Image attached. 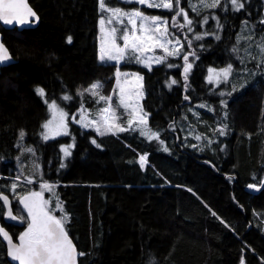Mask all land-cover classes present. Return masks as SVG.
Masks as SVG:
<instances>
[{
	"label": "trees",
	"instance_id": "obj_1",
	"mask_svg": "<svg viewBox=\"0 0 264 264\" xmlns=\"http://www.w3.org/2000/svg\"><path fill=\"white\" fill-rule=\"evenodd\" d=\"M111 1L112 7L119 5ZM187 1L180 0V7L187 8ZM242 2L245 6L238 12L230 3L215 8L218 20L209 17L214 37L198 33L194 22L192 31L173 26L170 18V32L183 52L151 70L130 67L143 77L142 109L149 128L159 132V139L151 140L136 130L98 135L76 124L70 125L68 135L48 141L41 136L48 119L45 99L58 101L70 117L82 103L83 89L92 83H101L99 95L104 97L114 91L116 65L101 64L97 57L99 0H28L39 17L36 27H0L2 43L13 59L0 70V175L55 186L53 191L40 189L41 196L51 203L48 209L57 211L52 212L55 216H66L67 234L78 252L86 254L79 256L78 264H241L242 259L244 264H264V235L258 229L264 188L255 195L244 190L264 178V79L225 96L224 127L218 120L221 98L204 78L208 67L229 62L257 74L255 66H247L252 61L243 50L234 53L232 48L238 46L236 35L244 21L260 31L264 0ZM175 12L174 7L169 16ZM185 54L192 64L187 81ZM37 87L45 90V99L36 93ZM64 95L72 97L70 104L63 105ZM196 105L211 112L203 107L192 112ZM215 119L210 136V121ZM218 124L225 138L218 135ZM21 129L26 133L22 142ZM178 131L187 132L186 143L175 139L168 145L166 136L171 132L178 138ZM69 144L71 155L65 157L61 146ZM26 148L33 149L39 175H27V167L18 165ZM9 183L0 178V192L10 191ZM58 201L63 212L56 207ZM0 250V264H9L1 242Z\"/></svg>",
	"mask_w": 264,
	"mask_h": 264
},
{
	"label": "snow or ice",
	"instance_id": "obj_2",
	"mask_svg": "<svg viewBox=\"0 0 264 264\" xmlns=\"http://www.w3.org/2000/svg\"><path fill=\"white\" fill-rule=\"evenodd\" d=\"M128 3H138L140 5H147L149 8H163L166 10H173L176 8L175 15L171 17L173 26H176L177 16H183V23L179 25L181 28L187 27L189 31H192L191 25L193 20L189 17L188 13L180 7V0H127ZM230 3L233 11H240L244 8V3L242 0H198V7L196 5H190L196 9V14L200 15L202 9H215L221 4ZM99 8L101 11V17L99 23L101 25V31L105 32V28L108 27L107 32L105 33V39L102 43L100 49L99 59L101 62L104 61H115L116 64H120L122 60L128 58L129 60H134L137 63L145 64L151 70V63H146L148 61L154 63H162L168 56H179L183 52V46L180 44L179 39H170V32L168 28V19L162 18L161 16L148 15L141 11L139 8H135L131 11H126L121 7H111L108 4V0H99ZM104 13H109L108 16H105ZM30 18H36V13L28 6L26 0H0V22L5 25H10L13 27L19 26L21 28L31 27L33 20ZM209 17L204 16L201 21V26L208 22ZM212 19L218 20V17L213 16ZM126 20V23H125ZM260 23L264 24V20ZM119 24V27L116 26ZM217 27H220L217 23ZM246 30V23H245ZM203 35H214V33H204ZM219 35H216V39H219ZM123 41V46L117 43V40ZM195 39H202L201 35H196ZM242 39H247L251 41L253 37L251 35L247 37L238 36L236 44L239 45ZM71 36L68 37V42L71 43ZM189 43H191L189 41ZM171 45V48L169 47ZM160 48L164 51L165 55L161 57H143L142 55H136V53H141L145 49L147 51H152L153 48ZM261 54L260 63L264 64V38H261V42L256 45ZM232 51L238 53L240 48L236 45L233 46ZM245 52L248 49H244ZM190 54H185L183 59L185 64L183 66V75L184 80H188V73L192 69V64L188 62ZM11 60L8 50L5 46L0 43V64L8 62ZM241 63L243 64V58H240ZM172 67V65H169ZM243 71L247 72L245 67ZM209 75L207 76V82L213 87H216L220 84H230L231 77L234 75V65L232 63L227 64L225 67L220 69L209 68ZM121 75L119 69L117 70V77ZM128 75V74H124ZM137 76V79H142L138 74H133ZM171 84H176V80H172ZM102 87L100 82H95L89 85L87 88L83 89L84 93H90L92 96H99V99L96 101H106V106L99 109V114L101 115V120H89L86 116L81 115L80 120H87L86 123L82 124V127H89L91 125H96V131L99 135L104 133L100 131L99 124L103 123L105 126L111 130L115 125L111 122V117H116L118 120L119 117L116 115V108L113 107L112 98L104 97L99 95V89ZM235 90V86H233ZM36 93L45 98V90L41 87L35 89ZM121 100L120 107L125 108L126 110L130 106L129 103H125L123 97V89L121 90ZM79 94V93H78ZM224 92H221L220 95H224ZM72 97L70 95H64L62 100L70 101ZM185 99H189L188 96H185ZM45 103L48 109L53 113V118L56 121L55 133L56 135H68L66 131L67 120L69 113L66 112L60 105L52 100L48 102L45 99ZM222 103H224L222 101ZM204 107V105H201ZM87 111V110H85ZM135 116V112L131 113ZM79 122V121H77ZM129 128H133L134 125L140 128V135L147 136L149 140L156 138L159 139V132L152 131L147 124V114L142 113L135 121L129 120ZM53 124V120L46 121L42 128L44 131L41 133L42 138L47 141L51 137L49 136L50 125ZM119 131H125L123 127L119 128ZM223 130L220 131V135H224ZM26 133L24 130H20L19 138L20 141H23ZM196 139H200V136H196ZM92 143H96L95 140ZM163 143V141H161ZM20 146V145H18ZM73 145L69 144L66 146H61V152L64 156L67 157L71 155L70 149ZM99 147V145H97ZM167 151V149H164ZM25 151L32 152L33 149L26 148ZM141 167L144 166L145 157H140ZM65 165L61 163L60 167L63 168ZM29 183L31 181L29 180ZM261 183H264L262 181ZM17 185L13 183L11 188L15 190ZM42 188L49 191H53L55 186L44 183L41 185ZM250 189L257 187L256 184H249ZM0 200H3L4 205H8L9 201L6 196L0 195ZM20 203L23 204L24 209L28 213V224L24 232L19 236V244H13L8 233L0 227V234H2L3 239L8 241V257L11 258V261L18 262V264H77V258L79 256L86 255L82 252H77V249L70 240L67 231L65 229V220L66 216L57 217L52 214L51 209L46 207L48 201L43 200L41 193L31 192L27 196L22 197ZM56 207L63 212V208L60 205L59 201L57 202ZM2 208H0V215H2ZM8 217L12 220L19 219L21 222H24L25 218L23 216L17 217L12 214L9 210ZM241 264H244L243 259Z\"/></svg>",
	"mask_w": 264,
	"mask_h": 264
},
{
	"label": "rangeland",
	"instance_id": "obj_3",
	"mask_svg": "<svg viewBox=\"0 0 264 264\" xmlns=\"http://www.w3.org/2000/svg\"><path fill=\"white\" fill-rule=\"evenodd\" d=\"M118 1H119V5L117 7H121L122 9H124L126 11H131V10H133L135 8H139L141 11H143L144 13H146L148 15H155V16H161L162 18H167L168 19V28H169V22H170V18H171L169 16V14H170L171 11L174 10V8H173V10L169 11V10H166V9H163V8H149V7H147V5H140L138 3H135V4L128 3L127 0H118ZM111 2L112 1L110 0L109 6L112 7V3ZM190 5H196L198 7V0H188L187 4H186L187 8L185 6L182 7L184 9V11L188 13L189 17L195 23V26H196V29H197L198 33H201V32H204V31L206 33L207 30H210V33H212L213 32L212 28L214 26L213 25L214 23H210V21L208 19V22L206 24H203V26H201V21L203 20L204 16H208V17H211V18L213 16H216V13L214 12L215 9H202L200 11V15H197L196 14V9L191 7ZM147 10H149V11L158 10V11H156L154 13H148ZM99 11H100V8H99ZM209 11H211V12H209ZM205 12H208V13L206 14ZM260 14L261 15L258 17V19L260 21H262V20H264V8H263V10L261 11ZM104 15L108 16L109 13H104ZM100 17H101V11H100ZM178 17L179 16H177V18ZM177 18H176V22L175 23H176V26L179 28V25H177ZM180 18H181V23H183L184 22L183 21V16H180ZM125 23H126V20H125ZM245 23H246V30H245ZM116 26L119 27V24H116ZM108 27H111V26H107L105 28V32H102L101 31V25L99 23V33H98V36H97V47H98L97 57H98V62L101 63V64H108V63L115 64L118 69H119V66L122 65V66H124V69H121V70L119 69L121 75L119 77H117V75H116V82H115L114 91L112 93H110V95L108 96V97L112 98V104H113V107L116 108V115L119 117V119L117 120L116 117H111V122L115 125L114 127L111 128V130H109V128L107 126H105L103 123H100L99 124L100 131L103 132V133H106L107 131H109V132H112L114 135H116L115 134L116 132L130 131V132L135 133L134 132L135 130H136V132H139L140 128L135 126V125H134L133 128H129V123L128 122H129V120L135 121L142 113H145L143 111V109H142V104H141V100H142L145 92H144V89H143V78L142 79H137V76L133 75V74H138L139 77H142V75L138 71H132L130 69V67L134 66V65H138L140 67L145 68L146 70H149V68L147 66H145V64L137 63L134 60H129L128 58H125V60H122L120 62V64H118V65L116 64L115 61H107L106 60L104 62H101V60L99 59L100 49H101L102 43H103V41L105 39V33L107 32ZM214 29H215V26H214ZM239 29L240 30L238 31V34L236 35V40H237L238 36L247 37V36L251 35L253 37V39L251 41H249L247 39H242L240 44L237 47H239L241 51L243 50L242 51V55H244V56L247 55V58L250 61H252L251 63L248 62L247 66L249 68H252V66H255L256 69L258 70L257 74L254 76L253 72H249V71L245 72L243 70H240V68L236 65L237 62H234V63H232L234 65V75H233V77L230 78L231 79V83L230 84H220V85H217L216 87H213V85L209 84L207 82V79H206L207 76L209 75L208 69L209 68L220 69L222 67H225L227 64L231 63V62H229V63H227V64H225V65H223L221 67H217V68L208 67L205 70V75H204L205 82L213 90L212 93L214 94V92H217L218 96L221 98V104H222L221 107H222V109H220L221 110V114H220L221 116H220V118H218V120L222 122V125L224 127L228 126V119H227L228 114H227L226 110L224 109V107L227 106V103H226L227 99H225V96L229 95V96L233 97L236 91H239L241 89H245L248 86H252L255 81H259V80H263L264 79V77L262 75V71H264V64L260 63L261 54L259 52V49L256 47V45L261 42V38H264V24H262L259 27L260 31H256L251 26V24L248 21H244ZM169 32H170V29H169ZM170 34H171L170 37H169L170 39H173V40L177 39V36L175 34H173L172 32H170ZM211 37H214V35H212ZM117 43L120 44L121 46H123V41L122 40L118 39ZM180 44H181V42H180ZM169 47L171 48V45ZM244 49H248V51L245 52ZM157 50L163 51L162 49L157 47V48H153L152 51H147L145 49L141 53H136V55H142L145 58H147V57H152V58L160 57V55L157 53ZM238 57L239 56L236 55V58H238ZM146 63H151V69L154 66L158 65L157 63L148 61L147 59H146ZM125 73L128 74V75H124ZM240 80H242L241 84H239L237 82V81H240ZM233 86H235V90H233ZM122 89H123V97H124L125 103H129V101H130V106H129V108L127 110L125 108L119 106L120 105V100H121V95H122V93H121ZM262 91L264 93V90H262ZM221 92H224L225 94L222 96V95H220ZM81 98H82V103L80 104V107L77 110H73L75 113L73 115H71L70 117L66 118V120H67L66 131L69 134L70 133V125L71 124H76L79 127H81L82 129H92V130H94L97 133V131L95 130L96 129V125H91V126H89L87 128L82 127V124L86 123L87 120L81 121L80 117H81V115H84L89 120H92V119L101 120L102 117L99 114V109H101V108L106 106V101H100L99 103H97L96 101L99 99V96H95L94 97L90 93H85V95H83ZM43 99H45V98H43ZM222 101L224 103H222ZM49 102H51V101H49ZM56 102H58V101H56ZM62 102H63V105L70 104L68 101H64L63 100ZM86 102H90L93 105L92 108H88L86 106ZM197 108H201V105L194 106L191 109V111L195 112ZM203 108H206L207 111L211 112V109L209 107L204 106ZM69 109L72 110V107H70ZM46 110H47V117H48L47 121L48 120H53V124L50 125V129H49V133H48L51 138L48 139V140H52V139H55L57 137L65 136V135H62V134L61 135H56V133H55L56 121L53 118V113L48 109L47 105H46ZM85 110H87V111H85ZM206 110H204V112ZM133 112H135V116L131 115V113H133ZM77 121H79V122H77ZM215 121H216V119L213 120V121H210V125L212 126V131H211L210 136L214 135L213 127L216 125ZM121 127H123L125 129V131H119V128H121ZM215 128L219 130L218 135H220V131L223 130L221 128V125L218 124V126H216ZM43 131H44V129H43ZM197 131H199V129H197ZM223 132H224V130H223ZM139 135H140V133H139ZM188 135L189 136H193L194 135L193 131L190 130ZM204 135H206V134H204ZM220 137L225 138L226 136L224 134V135H220ZM203 138L207 139L208 141H213L210 137H203ZM166 139L168 141L171 140L168 143V145L172 146V142L175 141L174 136L169 134L168 136H166ZM182 142L184 144L186 143V136L185 135L181 136V143ZM214 142H215V140H214ZM220 148L221 147L219 146V149ZM17 160H18L19 167H21L23 169L25 168V166L27 167V169H26V174L27 175L36 176V175H39L41 173L40 166H38L36 164V162H35V158L33 156V152L22 151L20 153V156H18ZM6 179L9 182H11L9 184V188H10V192H11L12 195H16L17 194L20 197V196L25 195L24 193H27V194H29L31 192H39V193H41V191H40V189L42 190L41 185H32V184H37L33 179H30L31 183H29V180L20 179L18 177H15V178L7 177ZM18 182H20V184L22 183V184L27 185V187H25V188L24 187H20L18 185L19 184ZM13 183H15L18 186V187H16L15 190H13L11 188V185ZM50 204L47 203L46 207H48V205H50ZM51 210H53L52 212L55 215L57 214L56 210H54V209H51ZM255 214L256 213L253 212L252 215L255 217ZM258 216H259V218L262 221V227H261V229L260 228H258V229L264 235V212L258 213ZM254 225L257 226L255 224V221H254ZM0 252H1V250H0Z\"/></svg>",
	"mask_w": 264,
	"mask_h": 264
},
{
	"label": "flooded vegetation",
	"instance_id": "obj_4",
	"mask_svg": "<svg viewBox=\"0 0 264 264\" xmlns=\"http://www.w3.org/2000/svg\"><path fill=\"white\" fill-rule=\"evenodd\" d=\"M1 194H5L6 196H8V198L10 200V206H11L12 214L17 216V217L23 216L25 218L24 222H21L19 219L14 221V220H12L9 217H8V219H4V217H5V208H4V205L2 204V202L0 201L2 212H3V214L0 215V224L10 233V235L12 237V240L14 242H17V239L20 236V234L22 232H24L25 229L27 228V224L29 222L28 214L26 213V211H24V209L22 208V206L19 203L20 198L22 196L19 197V195H17V194L16 195H12L10 191H8V192H0V195ZM24 194H27V193H24ZM251 195H253V194H251ZM1 243L3 244L4 253H5V256H6V245L3 242H1Z\"/></svg>",
	"mask_w": 264,
	"mask_h": 264
},
{
	"label": "water",
	"instance_id": "obj_5",
	"mask_svg": "<svg viewBox=\"0 0 264 264\" xmlns=\"http://www.w3.org/2000/svg\"><path fill=\"white\" fill-rule=\"evenodd\" d=\"M26 3L28 4V6L31 8V6L29 5V3H28V0H26ZM32 9V8H31ZM33 10V9H32ZM34 11V10H33ZM35 12V11H34ZM36 13V12H35ZM30 19H32L33 20V23L31 24V27H26V28H34V27H36V25L38 24V22H39V17H38V15L36 14V18H30ZM0 26H2V28L3 29H5V30H10V29H13V28H15V27H13V26H10V25H5V24H3L2 22H0ZM17 28H18V30H20L21 29V27H19V26H16ZM0 43H2V36L0 35ZM3 44V43H2ZM4 45V44H3ZM5 46V45H4ZM5 48H6V46H5ZM7 49V48H6ZM8 50V49H7ZM9 52V51H8ZM9 55H10V53H9ZM11 56V55H10ZM13 63V59H12V57H11V60L10 61H8V62H5V63H3V64H0V69L1 68H5V67H7V66H9V65H11ZM264 181V180H263ZM262 188H264V183H261V185L259 186V187H256V188H254V189H250L249 187H246L245 188V190L247 191V192H249V193H252V194H256V193H258ZM1 195H3V196H6L5 194H1ZM28 195V194H27ZM27 195H24V196H22V197H25V196H27ZM7 198H8V196H6ZM21 197V198H22ZM21 198H20V200H21ZM1 202H2V204L4 205V203H3V200H0ZM8 201H9V204L8 205H4V208H5V217H4V219H8V212H9V210L11 211V206H10V200H9V198H8ZM19 203H20V201H19ZM20 205L22 206V208L24 209V207H23V204H21L20 203ZM24 211H26V213H27V210L26 209H24ZM28 214V213H27ZM15 221V220H14ZM0 227H2L3 229H4V231H6L7 233H8V235H9V237L11 238V240H12V237H11V235H10V233L0 224ZM69 236V235H68ZM69 238H70V240L72 241V243H73V245L75 246V248L77 249V247H76V245H75V243H74V241H73V239L69 236ZM0 241L1 242H3L5 245H6V260H7V262L9 263V264H18V262H13V261H11V258L10 257H8V255H7V253H8V249H9V244H8V241L7 240H5V239H3V237H2V234H0ZM12 242H13V244H19L20 243V241H19V237H18V239H17V242H14L13 240H12ZM77 252H78V249H77ZM79 258V257H78ZM78 258H77V264H78Z\"/></svg>",
	"mask_w": 264,
	"mask_h": 264
},
{
	"label": "bare ground",
	"instance_id": "obj_6",
	"mask_svg": "<svg viewBox=\"0 0 264 264\" xmlns=\"http://www.w3.org/2000/svg\"><path fill=\"white\" fill-rule=\"evenodd\" d=\"M178 132H179V133H177L178 138H177V137L175 138L174 134H171V135L174 136L175 139H180V140H181V136H182V135L187 136V132H185V131H178ZM170 133H171V132H170ZM170 133H169V134H170ZM263 180H264V178L261 180V182H262ZM261 182H260L259 185H257V187H259V186L261 185ZM246 187H248V185L244 186V190H245ZM262 189H263V188H262ZM262 189H261V190H262ZM245 191H246V190H245ZM246 192H247V191H246ZM248 193H249V192H248ZM250 194H252V193H250ZM256 194H257V193H256ZM253 195H255V194H253Z\"/></svg>",
	"mask_w": 264,
	"mask_h": 264
}]
</instances>
